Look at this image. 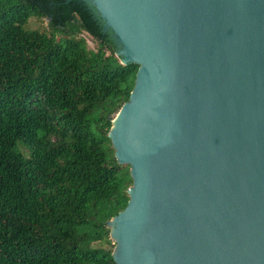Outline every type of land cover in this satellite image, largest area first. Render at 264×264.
Returning a JSON list of instances; mask_svg holds the SVG:
<instances>
[{
	"label": "water",
	"instance_id": "obj_1",
	"mask_svg": "<svg viewBox=\"0 0 264 264\" xmlns=\"http://www.w3.org/2000/svg\"><path fill=\"white\" fill-rule=\"evenodd\" d=\"M137 71L107 135L132 181L114 264H264V0H85Z\"/></svg>",
	"mask_w": 264,
	"mask_h": 264
},
{
	"label": "trees",
	"instance_id": "obj_2",
	"mask_svg": "<svg viewBox=\"0 0 264 264\" xmlns=\"http://www.w3.org/2000/svg\"><path fill=\"white\" fill-rule=\"evenodd\" d=\"M117 51L85 0H0V264H114L132 181L107 135L138 69Z\"/></svg>",
	"mask_w": 264,
	"mask_h": 264
},
{
	"label": "rangeland",
	"instance_id": "obj_3",
	"mask_svg": "<svg viewBox=\"0 0 264 264\" xmlns=\"http://www.w3.org/2000/svg\"><path fill=\"white\" fill-rule=\"evenodd\" d=\"M25 28L28 30H37L40 32H47V22L45 19L31 18L28 21V23L25 25ZM82 38H84V40L86 41L90 49H94L93 41L88 35L84 34Z\"/></svg>",
	"mask_w": 264,
	"mask_h": 264
}]
</instances>
